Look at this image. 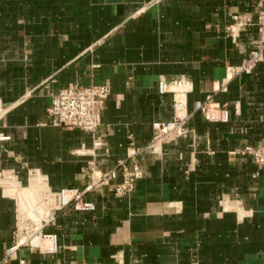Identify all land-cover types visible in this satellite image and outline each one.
Masks as SVG:
<instances>
[{
  "label": "crops",
  "instance_id": "obj_1",
  "mask_svg": "<svg viewBox=\"0 0 264 264\" xmlns=\"http://www.w3.org/2000/svg\"><path fill=\"white\" fill-rule=\"evenodd\" d=\"M263 9L264 0H0V264L17 228L33 224L57 250L23 245L6 264H264V169L240 153L264 140V61L232 77L259 34H229L233 16ZM161 79L190 82V117L185 137L155 151L154 125L174 119ZM105 84L95 134L52 125L60 90ZM209 96L227 121L196 110ZM130 152L142 176L119 198ZM91 162L97 177L116 173L87 193L96 210L46 223L44 195L86 190Z\"/></svg>",
  "mask_w": 264,
  "mask_h": 264
},
{
  "label": "built area",
  "instance_id": "obj_2",
  "mask_svg": "<svg viewBox=\"0 0 264 264\" xmlns=\"http://www.w3.org/2000/svg\"><path fill=\"white\" fill-rule=\"evenodd\" d=\"M232 20L233 24L229 27L231 38L238 39L241 33L248 31L252 27H256L259 34V38L253 44V49L248 59L241 67L232 71V77H236L242 73H252L264 61V9L258 13L256 19L251 15H235ZM158 89L161 94H171L173 96L174 119L169 123H157L154 125L155 136L151 148L155 151L162 145L174 142L187 135V123L190 117L187 111V96L192 92L190 82L185 79L173 81L161 79ZM110 97L111 89L109 84L92 85L90 87L71 85L54 95L52 105L48 109L51 123L56 127L83 130L95 134L102 126L103 112ZM196 110L202 113L210 122H225L229 118L228 110L225 107L214 104L213 96L207 97L203 102H198ZM240 153L251 157L259 169H264V140L257 146L245 147ZM136 156V152H130L128 161L134 162ZM128 161L120 163L123 171V182L115 187V194L119 198L132 193L135 189L136 181L142 176L137 163L134 162V168H130ZM87 174L91 176L94 184L84 191L67 188L61 189L56 193L49 191L44 195L43 201L47 206L46 208L40 207L48 210L44 219L46 223L55 221L56 212L69 208L84 212L96 210V205L93 202L85 200L87 193L98 184H103L109 179L116 178V173L101 174L97 177L95 164L91 162ZM40 207L37 204L32 205V212L35 216L43 214V210H39ZM47 207L50 208L47 209ZM40 218L42 219V217H37V219ZM24 219L25 217L21 216L19 221L22 222ZM19 224V226L22 225L21 223ZM34 225H30V232L22 231L21 227L17 228L16 241L6 251V257L2 264H6L10 259L14 258L16 252L23 245L39 249L42 253H52L57 250L55 244L56 236L46 235L42 230L37 231ZM22 232L28 236V239L23 243L20 241ZM42 239L45 241L43 245L40 244Z\"/></svg>",
  "mask_w": 264,
  "mask_h": 264
},
{
  "label": "bare ground",
  "instance_id": "obj_3",
  "mask_svg": "<svg viewBox=\"0 0 264 264\" xmlns=\"http://www.w3.org/2000/svg\"><path fill=\"white\" fill-rule=\"evenodd\" d=\"M35 230H36V228H35Z\"/></svg>",
  "mask_w": 264,
  "mask_h": 264
}]
</instances>
